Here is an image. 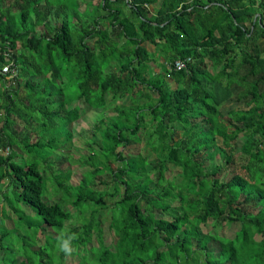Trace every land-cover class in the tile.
<instances>
[{
  "label": "trees",
  "instance_id": "trees-1",
  "mask_svg": "<svg viewBox=\"0 0 264 264\" xmlns=\"http://www.w3.org/2000/svg\"><path fill=\"white\" fill-rule=\"evenodd\" d=\"M66 1L0 0L3 188L45 234L75 235L76 264H264V0ZM235 90L251 106L226 114ZM84 112L88 152L73 156L90 167L75 179L55 153Z\"/></svg>",
  "mask_w": 264,
  "mask_h": 264
},
{
  "label": "rangeland",
  "instance_id": "rangeland-1",
  "mask_svg": "<svg viewBox=\"0 0 264 264\" xmlns=\"http://www.w3.org/2000/svg\"><path fill=\"white\" fill-rule=\"evenodd\" d=\"M85 3L91 4L93 3V0H81L82 7H85L87 5ZM63 4L68 7L69 5L73 4V0H67L66 3ZM97 11L100 12L98 8ZM97 11L96 13L98 14ZM90 15L91 13L87 11L86 15H82V19L87 18ZM261 41L264 44L263 38L261 39ZM235 94H237L236 90L233 93L232 98H230L223 104L222 110L224 113L227 114L230 109L235 108L244 110L251 106L250 104L245 103L243 99H237ZM83 117L84 122H74L73 143H66L60 146V148L55 153L56 155H60L62 159L64 156H66V159H64V161L59 164V168H62L64 170H73V176L75 179H79L81 177L80 173L82 169L80 167H90L85 163L83 165H80L78 162H76V158L73 156L79 155L80 152H88L86 146L84 145V139L88 138L90 135L86 119L90 120L92 115L90 113L84 112ZM243 139V133H240L233 143V146L235 147V149H233L235 160L238 159V156L240 154V147ZM92 147L98 149L96 152L100 156V144H93ZM149 160L150 162L154 161L153 153H150ZM1 167L3 166H0V171ZM54 167H56V165H54ZM231 167V165L227 164V166L224 169L220 170L216 176L220 179L226 178L232 173ZM105 174L98 175L96 180L97 183H95V187L101 189L100 191L102 192L106 191L104 189H109L112 184L111 182L107 181V178L109 179V177ZM167 177L169 179H173V174L169 172L167 174ZM75 179H70V181L76 182L77 180ZM2 184L3 183H0V264H76L78 260L77 254L72 253L66 258H64L63 256V260V258L61 257V250L57 247L64 230L56 231V233L58 234H45V230H42L44 229L43 227L47 229L49 227L43 222L41 215L37 214L36 211L31 207V205L20 200L15 191L12 190V186L4 189ZM5 185L6 184H4V187ZM47 188L49 191H51L52 189L49 181H47ZM2 192H5V194L7 195L6 205L11 209L12 207H14L17 211L21 210L22 214L24 215L23 218H19L17 213L16 217L18 220L15 219V216L13 215H11V217L8 216L9 213L7 211L5 202H3L2 199ZM45 198L48 201H52L55 196L53 194L49 196L47 193H45ZM107 199L109 200V198ZM67 208H69L70 210L73 209L72 206H67ZM209 227L210 226H207L206 228ZM37 228H39V230H42L39 234L38 240L39 242H43V244L38 248H36L35 245L37 236H34V231ZM218 233L219 230L217 229L216 234L218 235ZM222 233L233 236V229L224 226L222 228ZM103 235L105 238V243L113 247L115 235H113V232L107 228L106 224H104ZM260 236L261 235H257L256 237L259 238ZM216 247V244H212L210 246L211 249H216Z\"/></svg>",
  "mask_w": 264,
  "mask_h": 264
},
{
  "label": "clouds",
  "instance_id": "clouds-1",
  "mask_svg": "<svg viewBox=\"0 0 264 264\" xmlns=\"http://www.w3.org/2000/svg\"><path fill=\"white\" fill-rule=\"evenodd\" d=\"M7 53H8L7 51L4 52V54L6 55V57H8V56H7V55H8ZM5 59L7 60L8 58H5ZM6 64H9L10 67H11V70H9L8 72H4V71L2 70L3 66L6 65ZM14 66H15L14 61H10V60H8L7 62H4V63L2 64L1 71L4 72V73H6V74H8V75H7V78H10V77L15 73ZM184 68H185V66H184ZM74 238H75V235H73V236H69V237H67V238H64L63 235H62L61 238H60V242L58 243L57 247H58L62 252H64V253L70 255L71 252H72V248H71V246H70V242H71V240L74 239Z\"/></svg>",
  "mask_w": 264,
  "mask_h": 264
},
{
  "label": "built area",
  "instance_id": "built-area-1",
  "mask_svg": "<svg viewBox=\"0 0 264 264\" xmlns=\"http://www.w3.org/2000/svg\"><path fill=\"white\" fill-rule=\"evenodd\" d=\"M175 66H176V68H182V67L185 66V63L183 61H176L175 62ZM2 70L4 72H8L9 70H11V67H10L9 64H6V65L3 66Z\"/></svg>",
  "mask_w": 264,
  "mask_h": 264
}]
</instances>
